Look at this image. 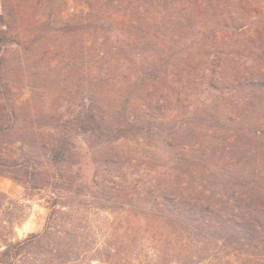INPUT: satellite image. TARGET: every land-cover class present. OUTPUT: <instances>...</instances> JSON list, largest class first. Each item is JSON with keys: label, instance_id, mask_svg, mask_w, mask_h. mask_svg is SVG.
I'll return each mask as SVG.
<instances>
[{"label": "rangeland", "instance_id": "374dc122", "mask_svg": "<svg viewBox=\"0 0 264 264\" xmlns=\"http://www.w3.org/2000/svg\"><path fill=\"white\" fill-rule=\"evenodd\" d=\"M135 2L0 0V250L41 233L55 199L76 224L89 221L90 264H106L103 249L128 234L138 250L147 229L188 227L155 212L162 182L227 205L243 187L264 192V133L255 147L245 145L264 127V111L249 119L237 108L229 77L209 92L200 71L184 87L177 80L185 77L175 76L177 65L201 66L213 52L221 64L224 53L235 62L240 53L226 46L228 34L209 46L201 37L173 38L160 30L168 6L155 15L137 12ZM215 18L209 10L204 26L213 28ZM206 101L211 108L197 110ZM61 144L72 155H57ZM204 230L217 239L218 230ZM187 251L197 249L168 254L178 260ZM5 264L42 262L23 256Z\"/></svg>", "mask_w": 264, "mask_h": 264}, {"label": "trees", "instance_id": "16d2710c", "mask_svg": "<svg viewBox=\"0 0 264 264\" xmlns=\"http://www.w3.org/2000/svg\"><path fill=\"white\" fill-rule=\"evenodd\" d=\"M134 4L137 12L142 9V12L155 15L166 11L168 6L170 12L162 21L160 30L173 38L201 37V43L209 46L221 41L219 32L227 33L229 43L226 46H233L240 53L235 62L224 53L222 59L227 61L221 64V56L215 52L209 60L202 61L201 66L187 60L183 67L176 66L175 76L179 79L181 75L185 77L184 83L181 79L177 82L182 87L193 83L195 71H200L206 78L205 83L200 84H205L207 91L216 92L229 77L233 91L237 93V108L244 109L249 119L264 111V16L258 0H137ZM209 10L216 17L213 28L204 26L202 20ZM152 19L157 18L153 15ZM244 51L249 54H243ZM228 62L231 71L233 69L228 73L231 77L224 70ZM223 98L229 99L220 96L219 100ZM210 102L214 103L213 98ZM207 107L211 108V104L206 101L197 110L205 112ZM260 126L248 133L245 145L255 147L253 143L263 137L264 127ZM57 152L62 157L72 155L68 145L61 144ZM170 181L166 185V181L161 183L162 190L154 198L155 212L161 217L181 218L188 227L177 230L158 226L151 232L147 229L146 238L140 240L142 245L138 250L132 248V235L128 234V241L119 239L117 248L108 246L103 249L106 264H173L172 261L180 264H264V192L254 186L249 190L243 187L236 202L227 205L220 197L216 198L205 190L186 194L183 189L172 187L174 181ZM241 201L247 204H239ZM66 207L55 199L41 233L5 242L0 250V264L9 260L17 263L23 256L30 257L33 263L90 264L93 261L90 255L93 251L90 242L94 235L92 226L88 220L84 227L76 224L73 211H65ZM206 227L218 230L215 241L205 232ZM190 245L197 249L196 254L187 251L188 256L178 260L168 254L176 246L187 249ZM95 251L100 252L97 248Z\"/></svg>", "mask_w": 264, "mask_h": 264}]
</instances>
